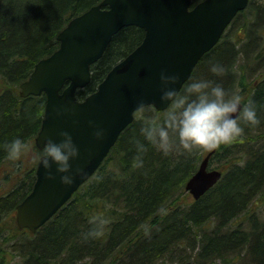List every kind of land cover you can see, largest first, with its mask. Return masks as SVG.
<instances>
[{"label": "trees", "instance_id": "1", "mask_svg": "<svg viewBox=\"0 0 264 264\" xmlns=\"http://www.w3.org/2000/svg\"><path fill=\"white\" fill-rule=\"evenodd\" d=\"M102 0H0V264H264V3L250 0L219 42L194 68L193 78L222 82L255 102L260 123L229 143L191 151L177 145L165 155L144 138L143 117L166 111L148 105L122 131L110 153L59 211L35 233L15 221L16 206L32 190L46 95L20 94L35 64L58 49V33ZM199 0H194L198 2ZM260 23V24H259ZM259 24V25H258ZM122 28L92 65L79 99L97 89L110 69L144 38ZM226 68L211 71V62ZM185 83V84H186ZM184 84V86H185ZM183 86V88H184ZM183 88L181 90H183ZM16 136L31 145L18 160L5 143ZM147 146L136 165V140ZM222 178L199 199L186 183L208 152ZM102 231L91 234L93 216ZM87 234V235H86Z\"/></svg>", "mask_w": 264, "mask_h": 264}, {"label": "water", "instance_id": "2", "mask_svg": "<svg viewBox=\"0 0 264 264\" xmlns=\"http://www.w3.org/2000/svg\"><path fill=\"white\" fill-rule=\"evenodd\" d=\"M248 4L249 0H200L194 5L193 0H102L72 18L57 35L58 49L35 64L20 84V94L46 95L36 145L41 149L45 136L59 140L61 130L71 131L81 148L73 166L82 165L85 173L66 186L59 176L49 178L38 162L33 188L16 206L17 225L35 233L93 176L138 110L148 105L167 109L160 99V72L177 73L176 87L181 90L200 59ZM131 25L144 29L142 42L110 69L94 92L79 99L77 90L90 83L92 65L113 36ZM61 108L62 115L57 113ZM89 120L106 130L103 138L94 136ZM214 151L186 183L195 199L222 178V170L209 165Z\"/></svg>", "mask_w": 264, "mask_h": 264}, {"label": "clouds", "instance_id": "3", "mask_svg": "<svg viewBox=\"0 0 264 264\" xmlns=\"http://www.w3.org/2000/svg\"><path fill=\"white\" fill-rule=\"evenodd\" d=\"M210 68L216 74L226 71L219 61L211 62ZM179 79L177 73L167 69L160 72V99L168 107L162 115L155 113L144 116L140 129L144 138L165 155L174 151L177 145L188 151L196 146L215 148L231 142L244 131L241 120L251 125L260 123L255 102L251 99L243 102L238 90L229 92L222 82L205 78H193L180 90L176 87ZM139 103L143 104V100ZM64 110L58 109L57 113L62 115ZM88 123L96 138L104 137L106 130L103 127L95 120H89ZM59 136V140L50 135L45 136L43 146L33 153L32 158L46 169L49 178L59 176L64 185L70 186L78 175L85 173L82 165L73 166V160L81 156V148L71 131L63 129ZM136 146L135 164L141 165L143 159L140 157L147 146L139 139L136 140ZM5 148L9 159L18 160L30 150L31 145L16 136L5 143ZM90 222L93 224L91 234L96 235L108 221L101 215L93 216Z\"/></svg>", "mask_w": 264, "mask_h": 264}, {"label": "rangeland", "instance_id": "4", "mask_svg": "<svg viewBox=\"0 0 264 264\" xmlns=\"http://www.w3.org/2000/svg\"><path fill=\"white\" fill-rule=\"evenodd\" d=\"M259 24H260V23H259ZM259 24H258V25H259ZM211 167L221 169L220 166H219V163H218V162L212 163V164H211ZM0 184H1V180H0ZM188 192H189V191H188ZM189 194H190L189 197H190V198H193V195H192L190 192H189ZM15 221H16V223H17V220H16V213H15Z\"/></svg>", "mask_w": 264, "mask_h": 264}, {"label": "bare ground", "instance_id": "5", "mask_svg": "<svg viewBox=\"0 0 264 264\" xmlns=\"http://www.w3.org/2000/svg\"><path fill=\"white\" fill-rule=\"evenodd\" d=\"M208 154V153H207Z\"/></svg>", "mask_w": 264, "mask_h": 264}]
</instances>
